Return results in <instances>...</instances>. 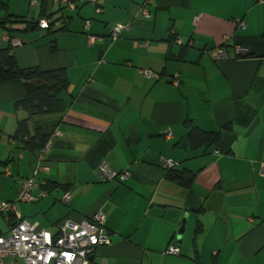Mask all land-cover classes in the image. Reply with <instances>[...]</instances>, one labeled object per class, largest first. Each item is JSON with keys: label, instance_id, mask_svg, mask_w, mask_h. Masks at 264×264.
Returning a JSON list of instances; mask_svg holds the SVG:
<instances>
[{"label": "crops", "instance_id": "0c3cea01", "mask_svg": "<svg viewBox=\"0 0 264 264\" xmlns=\"http://www.w3.org/2000/svg\"><path fill=\"white\" fill-rule=\"evenodd\" d=\"M48 2L68 30L53 32L58 23L50 34L41 27V35L15 33L21 45L14 52L23 68H65L70 87L54 112L29 120L62 135L49 141L33 190L39 200L23 203V217L56 231L66 217L102 210L112 244L97 248L90 264H264V2L68 0L74 7L66 3L67 16L63 0ZM10 3L13 15L42 17V0L33 8L22 0L17 10ZM116 27L120 34L111 36ZM181 43L189 44L187 59L172 60ZM24 96L23 81L0 84V171L18 175L5 201L17 199L19 179L32 177L37 163V154L9 136L30 117L15 108ZM187 118L208 131L223 129L220 147L203 154L178 146ZM166 159L199 170L194 185L168 180ZM104 163L129 177L106 179ZM47 181L68 187L41 196ZM199 220L203 232L196 234ZM170 244L181 253L165 254Z\"/></svg>", "mask_w": 264, "mask_h": 264}, {"label": "trees", "instance_id": "16d2710c", "mask_svg": "<svg viewBox=\"0 0 264 264\" xmlns=\"http://www.w3.org/2000/svg\"><path fill=\"white\" fill-rule=\"evenodd\" d=\"M66 3L69 6L68 1L63 0L64 8L61 9L63 11L64 16H67L64 13ZM48 5V0H42V17L34 21L33 19H26V16L13 15L12 13H10L9 3L5 0H0V27L4 29V34L7 32L9 33L11 38H13L15 36V33L18 32L24 33L31 31V28H43L40 25L43 19L48 20V27L43 28L46 29L48 34H50V31L54 30L53 27L58 25V23L60 24V26L56 28V30L53 32H58L65 29L68 30V24L66 23V20L61 22L62 20L59 18L55 20L53 19L54 11L50 12V8L47 9ZM57 12L60 11L58 10ZM12 24H25V28L23 30L20 28H13ZM114 30L115 28H113L111 36L117 37L120 32L117 36H115ZM177 37L178 35L172 33L170 34L169 41L176 43ZM261 37L264 38V34H262ZM5 41L7 42V45L5 47L0 48V84L14 80L23 81L25 96L15 103V108H22L30 114L29 118L18 120L15 133L9 136L15 140L17 146H19L20 148L29 150L32 153L37 154V152L42 150L45 145L49 143L50 140L54 139V131L50 133H45L41 127H34L29 120L35 115L54 112L56 104L61 101L62 95L64 94V92L68 91L70 87L68 72L65 68H57L50 70H43L39 66L23 68L19 65L17 56L13 51L14 45L6 39ZM52 42L55 43V39ZM19 45H21V43ZM180 46H182L181 52L178 54H174L173 59L170 54H167V61H170L171 59L177 61H185L187 59V50L189 48V44L181 43ZM51 49L53 52H56L58 50V47L56 44H52ZM244 56L252 57L254 56V54L247 52L246 54H244ZM165 75L166 71L163 70L159 73V77L156 78L161 79ZM184 125L187 128V132L183 141L177 144L178 146L181 145L182 147L187 148L191 152H196L202 149L203 154L209 153L211 149L217 150L220 147L223 129L217 131H208L196 125L191 118H187L184 121ZM228 128H231V126L227 125L224 127V129ZM2 135L3 131L0 130V138L2 137ZM198 172L199 170L197 171L179 167V164H177V166L175 167L167 168L166 178L177 185L190 188L194 185ZM119 173L122 174L124 172ZM117 179L121 181L120 178L117 177ZM67 187L68 186L64 187L62 185L48 181L44 185H42V188L47 192H50L51 190H54L56 188L66 189ZM19 189L20 185L18 188V193ZM0 232H2L1 229ZM201 232H203V225L202 222L199 220L195 233L199 234Z\"/></svg>", "mask_w": 264, "mask_h": 264}, {"label": "built area", "instance_id": "2783aa9c", "mask_svg": "<svg viewBox=\"0 0 264 264\" xmlns=\"http://www.w3.org/2000/svg\"><path fill=\"white\" fill-rule=\"evenodd\" d=\"M259 1L264 2V0ZM69 6L74 7L71 2ZM40 25L47 28L48 20L43 19ZM238 25L244 27L243 20H239ZM120 30L121 27H116L114 35L117 36ZM4 38L14 46L20 44L19 41H14L8 32L4 34ZM242 51L245 52L244 49ZM217 55L219 58L225 57V52L219 49ZM142 72L147 76L155 74L149 69H144ZM61 135V131L55 130L53 137ZM50 144L51 142L37 152L33 177L19 179L20 189L17 202L39 200V197L33 194V190L40 185L36 177L42 169L41 160L48 153ZM177 164L178 162L169 159L164 161L166 168L175 167ZM100 169L107 179L112 180L118 177L124 180L129 177L128 171L120 174L106 163L101 165ZM45 183L43 182L41 186ZM46 195L47 191L44 190L41 196ZM69 197L70 192H66L64 200L67 201ZM1 218L7 222L9 229L0 232V264H90V256L97 248L112 244L111 233L106 226V216L101 210H97L91 216L82 217L80 220L66 217L57 224L56 231L39 227L38 223H32L21 216L16 202H0ZM165 253L179 255L181 249L177 244H170Z\"/></svg>", "mask_w": 264, "mask_h": 264}, {"label": "rangeland", "instance_id": "374dc122", "mask_svg": "<svg viewBox=\"0 0 264 264\" xmlns=\"http://www.w3.org/2000/svg\"><path fill=\"white\" fill-rule=\"evenodd\" d=\"M5 1L8 2V0H5ZM20 1H22V0H12L11 3L9 2L10 3V8L12 7L13 10L20 9ZM38 1H40V0H28V3H30V7L33 8L32 5H35ZM52 4H53V2H52ZM57 8L58 7L56 6V9ZM35 17H37V15H35ZM75 19L77 21H79V18L77 17V15H75ZM0 32H2L1 33V35H2L3 34V29L2 28H0ZM44 32H45V30L40 29V30L30 31L29 33H23V35H26V36L27 35H31L32 36V35H35V34H40L41 35ZM13 51H14V49H13ZM82 54H87V52H83ZM16 156L18 157L19 155H16ZM9 165H10L9 167H11V163ZM6 169H9V168L8 167L7 168L4 167L2 169V171H0L1 172L0 173V202H4L6 200L5 197L11 191L10 188H9V185H10V187L15 186L16 183H17V179H18V175H14V177L7 176ZM32 177H33V175H32ZM5 191H6V195L3 196V194L5 193ZM17 199H18V196H17ZM17 199L14 202H16V205L18 207V210H19L21 216H23L24 215V209L23 208L25 206H28L29 205V204H23V203H33V202H17ZM30 219H28V220L33 223V219L32 218H30ZM0 229L3 230V231H6V230L9 229V225L7 224V222L3 218L0 219Z\"/></svg>", "mask_w": 264, "mask_h": 264}]
</instances>
